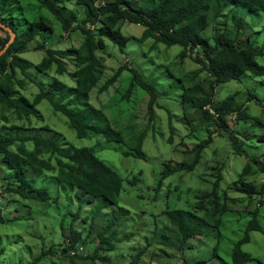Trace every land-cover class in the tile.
<instances>
[{
    "label": "rangeland",
    "instance_id": "obj_1",
    "mask_svg": "<svg viewBox=\"0 0 264 264\" xmlns=\"http://www.w3.org/2000/svg\"><path fill=\"white\" fill-rule=\"evenodd\" d=\"M22 1L27 5L26 0ZM133 1L136 4L152 6L157 0ZM68 6L70 9L81 10L73 1H70ZM231 10V13L242 16L246 21L241 27L242 31L240 29L241 44L245 45L247 41L254 39L258 46L264 47V11L251 10L245 5H231ZM30 13L35 14L36 11L31 10ZM39 14L48 17L55 27L49 39L50 46L65 50L81 44L83 34L80 30L64 36L61 23L49 9L44 8ZM227 21L229 29L234 31V20L230 18V14ZM119 25L121 31L130 39L123 50L113 41L105 40L107 47L98 51L104 65V73L91 90L89 102L99 114H104L123 132V143L110 142L98 135L79 138L76 131L70 128L68 117L56 111L48 99L39 105L40 116L33 117L30 122L13 116V122L22 125L25 122V133H41L53 137L68 149L71 146L93 148L97 156L115 168L124 178V188L118 200L119 207L103 198H90L86 195L79 201L75 196L76 190L72 191L69 185L58 186L61 197L56 203L48 202L42 205L29 200L34 203H26L19 209L13 200H9L10 196H14L6 194L0 204L5 208L8 202H11L5 209V215L11 220L0 221V264H128L148 243L152 246L145 251L138 264H233V247L244 236L256 207H259L257 222L264 228V173L254 161L258 159L264 162V140L259 139L264 134V76L246 73L238 80L216 86L213 96L216 105L233 96V105L241 107V111L235 110V113H242L236 128H225L221 135L216 133L212 143L204 149L196 168L190 172L181 170L169 176L157 193L155 188L164 160L171 159L175 166H185L191 159L185 151L207 137L208 130L206 125L201 123L198 112L191 109L193 122L185 118L181 94L186 87L197 82L207 84L208 75L192 57L182 58L181 44L168 46L153 37L143 39L144 27L138 23L121 20ZM213 32V26H210L203 31V35L212 37ZM6 34L0 29V38L4 39ZM38 40L43 39L38 37L32 41L30 45L33 49L24 53V56L35 63L41 62L46 56L45 49H36ZM257 59L259 64L264 65V56ZM66 63L69 72L59 74L53 69L50 75L40 72L34 76L38 81L50 82L54 75L68 85L75 86L76 81L70 74L75 65L69 59H66ZM123 65L133 66L146 81L155 86L157 100L153 110L149 108L151 94L147 90L135 85L129 91L133 81V71L129 69L123 70L106 91L100 89ZM196 72H199V77H192ZM28 83L24 91L34 99L40 92V86L30 79ZM251 91L258 95L261 103L257 99H249ZM234 121L235 117L232 116L230 123L233 124ZM6 124L10 123L0 122V127L5 131ZM140 137H143L142 148L147 158L124 155V151H134L137 148ZM29 146L33 148L34 143L30 142ZM247 163L251 164V167L244 178L252 181L255 187L262 191L254 193L253 196L235 189V182L240 181V174ZM217 166L222 167V188L235 199V203H232L235 211L225 213V225L223 224L222 228L213 226V222L204 212H197L198 218H194L189 224L191 227H198L200 235L191 237L179 247L175 225L164 210L191 208L197 200V195L211 189ZM6 170L7 167L4 166L3 176L7 174ZM133 175L141 178L137 186L128 182ZM0 192L5 194L1 188ZM250 196L251 199L248 198ZM80 203L81 209L76 218L74 214L79 211ZM122 209L123 218L116 223L112 231L118 237L127 239L118 242L114 249L101 251L100 255L108 257L104 261L71 258L69 255H62L60 250L55 248V242L67 241L70 223L76 219V229L91 226L94 231L92 241L82 245L86 253L95 252L99 243L96 234L102 232L108 221ZM17 214H21L23 219L13 220ZM62 220L65 223L64 228ZM250 237V242L242 248L254 258L245 264H264V232L253 230ZM52 247L53 256L46 257L43 252ZM98 257L99 254L95 256Z\"/></svg>",
    "mask_w": 264,
    "mask_h": 264
},
{
    "label": "trees",
    "instance_id": "obj_2",
    "mask_svg": "<svg viewBox=\"0 0 264 264\" xmlns=\"http://www.w3.org/2000/svg\"><path fill=\"white\" fill-rule=\"evenodd\" d=\"M26 1L27 5L23 4L22 0H0V19L17 33L16 40L0 57V122L10 123L5 125L7 131L0 127V188L5 191V194L0 192V202L6 194H12L14 197L10 196L9 200H13L18 209L26 203L30 205L34 203L29 200L42 205L48 202L56 203L61 197V190L58 188L60 185H69L72 191L75 189V196L79 201L82 200L83 195H86L90 198H103L119 206L118 200L124 188V178L115 168L97 156L93 148L71 146L68 149L53 137H47L41 133H25L23 132L26 128L25 122L23 125L13 122V116L30 122L33 117L40 116L39 105L48 99L56 111L68 117L70 128L76 131L79 138L101 135L107 141L123 143V132L116 128L108 117L102 113L99 114L89 102L91 90L104 73V65L98 51L107 47L105 40L113 41L123 50L130 39L121 31L119 25L121 20L142 24L145 27L144 39L153 37L168 46L181 44L183 46L180 53L182 58L192 57L208 75L207 84L202 85L197 82L195 85L186 87L181 94L185 117L193 122L190 111L193 109L198 112L201 123L205 124L208 130L207 137L188 150L193 154V158L185 166H174L173 160L164 161V167L156 185L158 190L163 187L164 180L174 173L180 170H193L201 160L203 149L212 142L213 136L216 133L220 134L222 129H229L228 115L235 110L241 111L240 106L233 105V96L216 105L213 100L216 86L231 80H238L246 73L253 76H264V65L259 64L257 59L259 56H264V47L258 46L253 41H247L245 45L241 44L240 35L232 30L214 32L212 38L203 35V31L216 22L231 5H245L251 10L264 11V0H157L152 1L154 2L152 6L136 4L133 0H105L101 5H96L97 0ZM70 1L79 5L81 10L70 9L68 6ZM44 8L53 13L56 20L61 23L64 32L80 30L83 38L78 47L60 50L49 45V39L55 27L48 17L39 14ZM31 10L36 13H30ZM87 23H90L92 27L87 28ZM243 24L244 19L239 17L235 24L237 29H240ZM0 29L7 33L4 39L0 38L1 52L10 41L11 33L1 25ZM38 37H42L43 40L37 41L36 49H45L46 56L41 62L35 63L24 56V53L33 49L30 43ZM66 59L75 65L74 71L70 73L76 81L75 86H70L57 77L46 82L38 81L34 76L35 73L40 72L49 74L53 69L59 74L69 72ZM125 69L133 71V81L129 91L135 85H140L147 90L151 94L149 108L153 110V105L157 100V90L133 66H121L100 89L106 91ZM195 76L199 77V72L192 75V77ZM28 79L40 86V92L34 99L24 92L29 84ZM249 99L262 102L252 91ZM209 103L213 104L219 113L218 119H215L209 109L204 108ZM241 114L238 113L237 120L241 118ZM215 125L221 129L215 131L216 129L213 128ZM259 139L264 140V134ZM30 142L34 143L33 148H30ZM142 143L143 137H140L137 148L134 151H124L123 154L147 158ZM254 161L259 164L264 173V162L258 159ZM4 166L7 167L5 176L2 173ZM250 167L249 163L245 165L239 177L240 181L235 182V189L253 196L260 190L252 181L244 178ZM222 179L223 175L219 168L212 189L198 195L193 208L164 211L175 225V229L178 230L176 235L179 247L191 237L200 235L199 228L191 227L189 224L194 218H198L197 212H204L215 227H220L222 224V217L228 211L227 199L235 201L222 188ZM128 182L136 186L141 182V178L133 175ZM67 192L69 193V190ZM251 196L248 198L251 199ZM10 203L8 202L7 207ZM81 205L80 203L77 214H74L76 218L79 216ZM7 207L4 208L0 204L1 222L11 220L5 215ZM258 208L256 207L244 236L233 247V264H245L254 258L242 247L251 240V231L264 232V228L257 222ZM119 218L116 216L115 219H110L102 232L96 234L99 244L93 253H71V249L91 242V236L94 233L91 226L76 229L74 223L76 219L70 223L67 241L55 242V248H58L62 255H69L71 258L80 257L84 261L95 259L104 261L108 257L100 255V252L114 249L118 242L124 241V237H118L112 231ZM18 219H23V216L17 214L13 218V220ZM62 223L64 228L63 220ZM53 249L54 247L45 250L44 255L53 256ZM143 253L144 250L138 252L129 264H138ZM97 254L99 257L95 258Z\"/></svg>",
    "mask_w": 264,
    "mask_h": 264
},
{
    "label": "clouds",
    "instance_id": "obj_3",
    "mask_svg": "<svg viewBox=\"0 0 264 264\" xmlns=\"http://www.w3.org/2000/svg\"><path fill=\"white\" fill-rule=\"evenodd\" d=\"M104 2H105V0H97V2H96V5H101V4H104ZM232 12V10H231V7H229L226 11H225V13L216 21V22H214L213 24H211L210 26H213V29H214V32L216 33V32H221V31H224V30H230L229 29V27H228V21H227V17H228V15L230 14V18L231 19H233L234 20V32H236V33H238L239 35H241L240 34V29H237V27H236V20L239 18V17H242V16H239V15H237V14H233V13H231ZM243 18V17H242ZM222 19H224V20H222ZM244 19V18H243ZM133 23V22H132ZM246 23V21H245V19H244V24ZM139 25H141V26H143L142 24H140V23H138ZM243 24V25H244ZM242 25V26H243ZM209 26V27H210ZM219 26H222V28H219ZM248 26V25H247ZM86 27L88 28V27H90V23H87V25H86ZM144 27V26H143ZM249 28H250V26H248ZM144 29H145V27H144ZM216 29H218V30H216ZM144 31V30H143ZM241 31H242V29H241ZM213 32V33H214ZM253 33L254 34V32L253 31H250V33ZM65 35H67V33L65 32L64 33V36ZM207 37H210V36H207ZM142 38H143V35H142ZM212 38V37H211ZM144 39V38H143ZM252 39V38H251ZM157 41V40H156ZM212 41H213V39H212ZM255 42L254 41V39H252V40H250V42ZM51 73V72H50ZM50 75V74H49ZM53 77H54V75H53ZM53 77H52V79H53ZM25 92V91H24ZM155 105V104H154ZM154 105H153V109H154ZM204 108H206V109H209L210 110V112L212 113V114H214V116H215V119H218V117H219V113L215 110V108H214V106H213V104H206L205 106H204ZM41 111V110H40ZM238 113L239 112H237V113H235V111L234 112H232V113H230L229 115H228V122H227V124H228V127H229V129L230 130H232V129H234V128H236V126H237V124H238V120H237V118H238ZM232 116H234L235 117V121L233 122V124H231L230 123V119H231V117ZM186 118V117H185ZM187 120H189L188 118H186ZM190 122V121H189ZM213 128H215L216 130L215 131H218L217 129H221L218 125H215ZM223 130V129H222ZM222 130H221V132H222ZM208 132V131H207ZM208 134V133H207ZM215 135H217V134H215ZM101 136V135H100ZM205 139V138H204ZM202 141V140H201ZM213 141V140H212ZM60 142V141H59ZM113 142V141H112ZM200 142V141H199ZM198 142V143H199ZM61 143V142H60ZM212 143V142H211ZM210 143V144H211ZM197 144V143H196ZM195 144V145H196ZM209 144V145H210ZM194 146V145H193ZM208 147V146H207ZM206 147V148H207ZM205 149V148H204ZM204 149H203V151H204ZM188 150H190V149H188ZM188 150H186L185 152L187 153V154H189L190 156H191V159L193 158V154H191ZM203 151H202V153H203ZM191 159H190V161H191ZM201 159H202V154H201ZM167 160H171V159H167ZM165 161V160H164ZM189 161V162H190ZM201 161V160H200ZM188 162V163H189ZM200 163V162H199ZM198 163V164H199ZM173 164H175V162L173 161ZM197 164V165H198ZM175 166V165H174ZM163 167H164V162H163ZM163 167H162V169H161V171L163 170ZM245 167V166H244ZM196 168V167H195ZM194 168V169H195ZM219 168L221 169V172H222V167H220V166H217V168H216V171L218 172V170H219ZM193 169V170H194ZM193 170H191V171H193ZM181 171V170H180ZM180 171H178V172H180ZM184 171H189V170H184ZM190 172V171H189ZM161 173V172H160ZM177 173V172H176ZM175 174V173H174ZM217 174V173H216ZM223 175V174H222ZM241 175V174H240ZM160 176V175H159ZM131 178V177H130ZM167 179V178H166ZM165 179V180H166ZM216 179V178H215ZM215 179H214V181H215ZM223 179H224V177H223ZM223 179H222V181H223ZM129 180V179H128ZM165 180H164V182H165ZM213 181V182H214ZM221 181V182H222ZM158 182V181H157ZM213 182H212V184H213ZM138 185V184H137ZM136 185V186H137ZM157 185V184H156ZM164 185V184H163ZM212 187V186H211ZM156 189V191H157V193L160 191V190H158L157 188H155ZM212 189V188H211ZM210 189V190H211ZM209 190V191H210ZM208 192V191H207ZM206 193V192H205ZM200 195V194H199ZM198 196V195H197ZM196 196V197H197ZM197 200H198V198H196ZM196 200V201H197ZM196 201L194 202V205H195V203H196ZM232 203H235L233 200H231V199H227V205H228V211L226 212V213H230L232 210L233 211H235V208H234V206H232ZM194 205L191 207V208H193L194 207ZM117 207H119V206H117ZM166 210V209H165ZM164 210V211H165ZM120 213H118V214H116L114 217H113V219H115V217L116 216H119L120 218L117 220V222L119 221V220H121V218H123L122 217V213H123V209H122V211H119ZM165 213V212H164ZM237 214H239V212L237 213ZM225 215V214H224ZM223 215V216H224ZM167 216V215H166ZM168 217V216H167ZM169 218V217H168ZM116 222V223H117ZM225 225V218L223 219V217H222V224L220 225V228H222V225ZM116 225V224H115ZM114 225V226H115ZM113 226V227H114ZM157 228H159L158 226H157ZM156 228V229H157ZM175 232H176V234H178V230H177V228L175 229ZM251 238V237H250ZM125 241V240H124ZM250 242V241H249ZM248 243V242H247ZM99 244V243H98ZM246 244V243H245ZM116 246H117V244H116ZM150 246H152V244H150V243H148V245H145V246H143V249L142 250H144V253H145V251L150 247ZM141 251V250H140ZM139 251V252H140ZM79 252H81V253H86V251H85V248H84V246L83 245H80V246H78L76 249H71V253L72 254H74V253H79ZM143 253V254H144ZM250 253V252H249ZM153 256H154V253H153V255H152V259H153ZM142 257V256H141ZM133 259V258H132ZM131 259V260H132ZM152 259H150V261L152 260ZM131 260L128 262V264L131 262ZM154 264V263H153Z\"/></svg>",
    "mask_w": 264,
    "mask_h": 264
},
{
    "label": "water",
    "instance_id": "obj_4",
    "mask_svg": "<svg viewBox=\"0 0 264 264\" xmlns=\"http://www.w3.org/2000/svg\"><path fill=\"white\" fill-rule=\"evenodd\" d=\"M0 25L3 26L5 29L9 30L11 33V39L7 43L6 47L3 49V51L0 52V57L8 50V47L16 40L17 33L12 29L10 25H8L6 22L0 19Z\"/></svg>",
    "mask_w": 264,
    "mask_h": 264
}]
</instances>
